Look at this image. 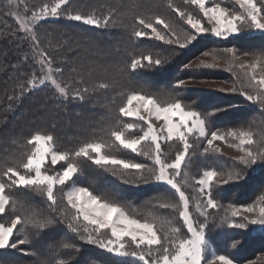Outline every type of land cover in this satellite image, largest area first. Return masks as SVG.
<instances>
[{
	"label": "snow or ice",
	"instance_id": "6c2138e0",
	"mask_svg": "<svg viewBox=\"0 0 264 264\" xmlns=\"http://www.w3.org/2000/svg\"><path fill=\"white\" fill-rule=\"evenodd\" d=\"M208 2L184 0L186 6H197L201 16L195 13V9L181 8L168 0L167 7L189 26V29L177 32L173 22L159 13L144 14L133 10L130 21L126 23L128 14L120 16L112 8L105 10L100 6L82 11L72 6L73 0H50L31 10V16H28L30 9L27 6L21 15L18 0H6L0 15L15 18L20 30L26 33L20 39L30 42L33 59L39 65V73L32 71L22 80L18 79L14 95L9 100H21L34 90L50 85L54 89L53 95L63 103L83 101L86 95L116 88L122 89L118 93L122 103L116 109L110 126L99 131L94 129L91 137L74 149L58 150L56 137L50 131H35L22 143L13 140V144L22 151L21 156L12 161H0V264H19L17 252L33 256L31 264H95L94 260L85 258L80 242L120 257H131L125 264H237L227 246L231 242V247L238 251L243 242L236 237H246L247 232L226 231L225 251L219 254L210 248L206 234L208 224L218 219L216 226L221 228L250 230L251 225L264 229V196L259 198L258 204L233 206L230 214L225 210L220 217L208 210L219 211L221 207L213 193L216 186L246 180V169L258 161L264 162V133L261 134L260 145L254 147L256 141L250 128L210 129L209 121L221 111L219 107L215 112H201L185 103L178 94H169L162 101L142 88L131 86L132 76L138 69L159 67L165 62L159 57L153 58L151 53H137L136 40L154 36L183 49L209 32L225 39L242 31H255L264 36V0H229L231 7L222 6V0H211V6H207ZM135 7L131 6L132 9ZM61 17L97 29L116 27L119 20L120 26L128 29L131 45L124 50L128 61L119 69L123 79L94 80L97 66L103 67L98 62L93 61L96 65L93 67L78 65L75 57L57 58L48 48L42 47L37 35L40 23L48 18ZM12 35L15 36L14 33ZM62 47L64 45H58L56 50ZM17 50L27 60L28 53L19 46ZM112 51L119 55L121 50ZM112 51L97 47L96 54L110 56ZM223 52L227 55L210 52L203 55H211L214 60L223 59L229 64V70L235 71L237 66L232 61L239 58L237 49L226 48ZM243 55H252L254 59L251 64L241 62L238 65L241 70L249 69L243 72L241 83L244 86L239 91L247 101L260 105L264 110V69L260 68L264 63V52H245ZM216 66L204 61L199 65L205 68ZM66 67L69 72L67 80L64 79ZM185 84V80H178L176 87ZM231 91L238 89L233 87ZM124 117L133 119L126 121ZM191 137L206 140L208 147L204 149L205 153L219 150L212 147L216 141L235 147L241 153L238 160L244 168L227 172L215 168L204 170L195 181L199 185L198 196L190 197L185 188L190 186L192 177L185 169L195 155ZM171 143L180 147L174 158L169 160L164 155L162 144L170 146ZM116 148L145 156L152 160V165L119 157L114 154ZM87 162L110 171L113 176L124 177L135 172L139 174L137 179L144 183L151 180L168 185L174 190V198L163 200L160 206L178 214L181 223L176 225L168 219L166 223L170 225V231L158 230L156 216L151 213L145 217L134 215L115 193H101L87 186H78L77 181ZM58 164L59 168L56 167ZM124 182L130 181L125 179ZM57 192L61 194L59 200ZM32 194L45 197L50 211L44 213L33 209L29 203ZM59 225L65 226L67 233L52 245L47 258H42L44 254L35 250L29 251L41 237L59 235Z\"/></svg>",
	"mask_w": 264,
	"mask_h": 264
},
{
	"label": "trees",
	"instance_id": "16d2710c",
	"mask_svg": "<svg viewBox=\"0 0 264 264\" xmlns=\"http://www.w3.org/2000/svg\"><path fill=\"white\" fill-rule=\"evenodd\" d=\"M33 1L36 5L35 7H38L44 0ZM153 2L154 0H149L148 7H152L153 4H156ZM172 3L181 8L188 7L189 9H195V13L202 16V14L199 13L197 6H186L184 4V0H172ZM209 3L211 4V0H209ZM228 3L229 0H222V6H226ZM0 6H2L1 1ZM31 9L34 10L33 7H31ZM149 13L150 12L148 11L146 14ZM162 16L165 19L172 21L174 25L184 23L180 20L179 16L172 11V9L170 11H165V14ZM12 20L13 19L11 17L7 16L0 18V33H7V35H0V145L1 147H5V149L0 151V161L12 158V155L5 157V155L9 153L8 151L15 146L14 144L11 146V144L8 143V138L11 135H14L11 139L13 138L17 142L22 143L23 140L31 134V130H37L34 125H28L26 121H23L25 120V113L23 112H31V110H33L31 120H37L43 117L47 118L49 107L46 98L52 95L49 89L44 90L43 88H39L37 89V95H33V91L21 100H9V97L14 95L13 90L18 79L22 80L32 71L39 73V65L35 63L33 59V51L30 42L20 39L26 34L22 31H18L17 24H15ZM44 21H42L40 26L37 28L39 31L43 29ZM71 22L76 24L78 27L85 26L76 21ZM94 29L96 28L88 26V30L93 31ZM64 30L66 33L70 31L69 29ZM13 33L15 36L12 35ZM66 33H63V36L67 35ZM114 33L117 35L121 34L118 32ZM239 34L236 35V37L231 36V38L226 42L217 38H215V40L212 38L209 39L203 35V38L198 39L199 43L196 47L189 46L190 48H183L178 55L171 56L169 61L172 66L169 67V69H165L166 65L156 67L158 71L159 69H165L164 71L158 73L153 68H142L138 69L137 77H139V82L147 88L158 87L160 82H162L161 87L164 88L163 90L167 91V88L175 87L172 94H178L183 101H187L198 111L215 112L216 108L219 107L221 111L216 112L215 116H213L209 121L210 129H220L221 131H225L228 128L234 127H243L246 129L250 128L254 133V140L256 141L254 147H257L262 141L261 134L264 133V110H261L260 105L247 101L239 91V89L244 86L241 81L244 79L243 72L245 70H241L236 67L234 72L230 71L228 63L223 59L215 60L212 64H216L217 61L218 63L214 68L199 66V68H193V66H195L193 64V60H196L195 58L204 52L216 53L224 56L226 55V53L223 52L224 48H233V46L240 47L242 46L243 40L252 38L253 36L252 34L248 36L246 33H242L241 35ZM207 36L210 37L212 34L207 33ZM239 39H241L242 43H238ZM18 46L19 48H22L24 52L28 53L27 60H25L24 56L17 50ZM147 47L157 54L164 53L167 48V46H162L161 44L155 42L147 44ZM176 47L179 48L178 46ZM214 49L221 50L223 54L221 51H216ZM82 51V56H92L90 52H93V54L96 52V50L91 49H88L87 51L84 49ZM121 53L122 50L119 55H117L115 51H112V55L106 57L104 56L105 58L102 60L100 65L108 67L113 60L116 62L119 61ZM238 53L243 54L241 52ZM58 56L59 54L57 53V58ZM82 56H80V58ZM187 64H191V67H186ZM174 69V72L176 73L171 80V78H169V72ZM217 70H223L224 72H219ZM152 71L154 73H152ZM164 76L167 77V80L161 81V78ZM148 80H152V82H148ZM178 80H185L186 84L177 88L176 82ZM196 80L199 81V84L209 83L212 87V91L205 87L199 88V90L194 88L193 86L197 84H193L192 82ZM189 87H191V89ZM233 87H236L238 91L232 92L231 89ZM103 95L104 94L100 97L105 98ZM120 98L121 97L117 98L115 96H111L105 99L112 101L114 106L113 109L116 110L122 103ZM30 99H35L38 103L29 107ZM43 101L47 102V106L44 107L45 109L40 107L44 106ZM54 102H58L60 105V101H58L56 97ZM84 102L85 101H78V105L74 109V112H76L80 117L76 119L75 123L68 124V122L63 121L62 119L60 120V123H58L60 125L59 129L61 131V137L65 140L69 139L66 143L69 147H77L82 141L91 137L94 129L99 131L101 128L108 127L114 122L116 115L115 111H100L96 106H89L88 103L84 105ZM53 103H50V106H53ZM18 117L20 120H17ZM123 119L131 121L127 117H124ZM190 141L193 144H196V146L193 147V150L196 149L195 155L191 157V162L188 164L187 169H185L189 172L190 177H192L189 181L190 186L185 188L186 193L190 197L198 196L197 190L199 185H197L195 181L200 178L204 170L215 168L217 170L227 172L232 169L244 168V165L238 160L241 153L235 147H229L226 152L225 150H221L219 148L218 151H209L208 153H205L204 149L208 147L206 140H198L195 137H191ZM57 142L59 143L58 139ZM162 147L164 148L165 157L171 160L174 158L175 151L180 146L176 143H171L170 146L162 144ZM125 151L126 152L123 156H126V158L132 159L136 162L146 163L143 156L133 154L128 150ZM146 172L147 171L144 173L145 176H147ZM133 174L134 177L113 176L110 171H105L95 165H91V168L88 169V176H90V178H88L90 181L89 188L93 191L101 193H115L116 197L122 203L129 206L130 211H133L130 208L136 204L137 201L139 202L144 200L147 204L146 208L150 207L152 212H157L159 210L167 212L168 219H172L173 224L179 225L181 222L178 219V214L169 209L159 207L160 202L163 200L174 198V190H171L166 184L153 182L151 180H149L148 183H144L143 181L137 179L139 174L135 172H133ZM245 175L248 177L246 180L232 181L227 185H218L213 189V193L216 195L221 207L219 211L216 209H209L208 211L210 213L220 217L224 215L225 210H227L230 214L233 206L240 207L242 205H253L259 203V198L264 196V191L262 190L264 189V162L258 161L256 165L247 168ZM125 179L130 182L125 183ZM213 184H215V181H213ZM45 201V198L40 196L38 206L46 204L47 201ZM236 219H239V216L236 217ZM218 223V219L210 221L207 227L206 234L213 250L217 251L219 254H224V233L226 231L247 232L246 237L242 235L236 237V239L243 242V246L240 247L238 251L231 247V242H229L227 246V251L234 255L237 263H245L247 260H250L253 264H264V229L260 226L250 225V230H236L229 229L227 227H217L216 224ZM61 228H63V231H60ZM57 231L59 232V235L41 237L37 243L42 244L43 240H45V242L47 240H52V242L55 243L61 238L63 239L65 237V233H67V229L63 225L57 226ZM80 244L81 250L84 254L88 251L87 249H93L89 258L90 260H94L95 264H125L126 261H130L132 259L131 257H120L115 254L107 253L95 245H87L83 244V242H80ZM46 254H44L42 258H47Z\"/></svg>",
	"mask_w": 264,
	"mask_h": 264
},
{
	"label": "rangeland",
	"instance_id": "374dc122",
	"mask_svg": "<svg viewBox=\"0 0 264 264\" xmlns=\"http://www.w3.org/2000/svg\"><path fill=\"white\" fill-rule=\"evenodd\" d=\"M2 3V6H0V11L4 10V5L6 3V0H0ZM182 1V0H181ZM45 2H50V0H44L42 1V3ZM149 0H73V7L74 8H79L82 11H88L90 9V7H100L103 6L105 10H107L108 8H112L115 9L117 13L120 14V16H124L125 14H128L129 20L125 21L126 23L130 21V15L131 12L134 10L136 12L139 13H144L146 14L148 11L150 13H159L161 15L165 14V11H170L171 9L167 7V0H154L152 7H148L149 6ZM41 3V4H42ZM18 5H19V11L21 13V15H24V7L27 6L30 11L27 13L28 16H31V7H33V9L35 10L37 7H35L36 5L34 4L33 0H18ZM132 5H135L136 7L134 9L131 8ZM207 6H211V4L208 2ZM226 6L231 7L232 4L228 3ZM238 8V5L236 6ZM202 14V13H200ZM2 17H6V16H0V18ZM8 17V16H7ZM16 23L15 18L11 17ZM65 20V21H64ZM66 23H64V22ZM206 23V22H205ZM207 26V24H206ZM175 30L177 32H180L181 29H189V26L186 25V23H182V24H175L174 25ZM121 28V29H119ZM17 29L18 31H21L18 24H17ZM64 29H69L70 31H68L67 33L65 32ZM119 29V30H118ZM85 32V33H84ZM114 32H118L121 33L119 35L115 34ZM40 33V35H39ZM63 33H66L67 35L63 36ZM242 33H246L248 36L249 35H253L252 38L249 39H245L243 40V43L241 42V39L238 40V43H242V46L240 47H234L237 49V52H241V53H245L243 51H246L248 53H256L259 54L261 52H264V36H262L259 32H241L239 35H241ZM26 34V33H25ZM209 34H212L209 32ZM37 35L39 37V40L41 42V46L42 47H46L48 48L49 52L53 55L57 57V53L59 54L58 58L63 57V56H67L69 58L75 57L76 63L78 65H83L85 64L86 66L89 67H93L96 65H93V61L98 62V65H100V63H102V60L106 57L102 56V55H97L96 52H90V54L92 56H82V50L86 49V51L88 49L91 50H96L97 47L103 48L105 50H115V49H121L122 53H121V57L119 58V61H115L113 60L110 64V66L108 67H98L97 66V71L98 73H95L93 79L94 80H111V79H123L120 77L119 74V69L121 67H123L124 64L127 63L128 61V56L125 54L124 50L126 48H130L131 45L129 44V40H128V29L124 26H120V22L118 20L117 22V26L116 27H109L108 29H94L93 31L88 30V26H83V27H78L76 24L72 23L71 20H68L64 17H61L59 19L56 18H48L46 21H44L43 23V29L41 31H39L37 29ZM90 35V36H89ZM205 35L206 38H212L215 40V38L223 40V42L228 41L230 37H228L227 39L223 38V37H216L212 34V36H207V33L203 34ZM203 35L199 36V38H203ZM236 35L238 34H233L232 36L236 37ZM151 42H155L158 44H161L162 46H167L166 50L164 53H155L153 52L149 47H147V44H151ZM199 43V40H197L196 42H193V44L189 45L190 47H196ZM58 45H64V47L59 48V51H57V46ZM177 45L175 44H167L164 41H160L158 39H156L154 36H149V37H145L139 40L135 41V51L137 53L143 52V53H151V55L153 56V58H161L162 60H164L165 62L160 65V66H164L166 65L165 69H169V67H171L172 65L170 64V57L174 56V55H178V53L181 52V48H177ZM188 46V47H189ZM189 47V48H190ZM96 48V49H95ZM226 49V48H224ZM216 51H221L219 49H214ZM114 52V51H113ZM78 53V55H77ZM222 53V51H221ZM86 54V53H84ZM223 54V53H222ZM239 54V58L235 59L232 61V63L237 66L241 63V62H245L248 64H251L253 62V56L249 55V56H244L243 54ZM227 55V54H226ZM80 56H82L80 58ZM196 60H193V64L195 66H193V68L198 67L200 65L201 61H204L205 63H209L212 64L214 63V59L213 56L209 55V56H204L203 54H201L200 56H197L195 58ZM90 60V61H89ZM235 62V63H234ZM144 63H147V61H145ZM218 63V61H217ZM216 63V65H217ZM170 64V65H168ZM188 65V64H187ZM191 65V64H190ZM229 65V64H228ZM153 68L155 71L162 72L164 70H161L156 68V67H150ZM199 68V67H198ZM214 68V67H212ZM260 68L264 69V63H262L260 65ZM106 69V70H105ZM245 71H248L249 69H244ZM174 70H172L169 75V78H172L175 76ZM219 72H224L223 70H217ZM138 72V70H137ZM234 72V71H233ZM152 73H154L152 71ZM153 75V74H152ZM138 75H133L132 76V81L133 84L131 85L132 87H139L142 88L144 92H147L149 94H152L155 97H159L162 101L166 100L169 96V94H172V92L174 91L175 87H169L166 90H163L164 88L161 87V83H159L158 87H154V88H147L145 87L141 82H139V77H137ZM64 79L67 80L69 79V72L67 71V67L65 69V73H64ZM154 79H155V75H154ZM167 80V77L164 76L163 78H161V81ZM148 82H152V80H148ZM193 84H197L194 85V88H197L199 90V88H207L211 90V85L209 83H200L199 81L196 80L194 82H192ZM220 83V82H219ZM125 86L127 87L128 85L125 82ZM223 86V85H222ZM44 90L45 89H49L52 93V95H50L49 97H47V101H48V115L47 118H39V119H35V120H31V114H33V110H31V112L29 111H25L23 113L24 114V118L26 121V123L28 125H34L36 127L37 130H31V134H33L35 131H50L52 132L55 137L58 139L59 143L57 142L56 139V147H58V150H70V149H74L75 147H69L68 144H66L68 140H65L63 137H61V131L59 129L60 125L58 123H60V120L62 119L65 122H68V124L70 123H75L76 119L80 118L79 115L74 112V109L76 108V106L78 105V101L80 100H71L67 103H63L60 102V105L58 102H54L55 96L53 95L54 89L49 85L46 87H41ZM191 89V87H189ZM221 88V87H220ZM222 89V88H221ZM122 91L121 88H116L114 90H108L107 92L105 91H99V92H95L92 93L90 95H86L85 99L83 101L84 105L88 103L89 106H96L98 110L102 111H108V112H116V110H114V106H113V102L106 100L105 98L108 97H120V95H118V93ZM212 91V90H211ZM38 94V90H34L33 95H37ZM103 95V97L105 98H101L100 96ZM172 95H177V94H172ZM93 98V99H92ZM121 99V98H120ZM29 107L34 106L38 103L37 100L35 99H30L29 100ZM215 101V100H214ZM44 102V107L47 106V102ZM54 102V103H53ZM185 103L189 104L187 101H184ZM50 103H53V106H50ZM41 107V106H40ZM41 107V108H44ZM45 109V108H44ZM20 114V112H19ZM77 117V118H76ZM102 118V117H100ZM104 119V117H103ZM130 120H132L133 118H129ZM16 120V119H15ZM17 120H20V118L18 117ZM36 122V123H33ZM44 122H48V123H44ZM30 134V135H31ZM29 135V136H30ZM14 135H11L8 139V143L11 144V146H13V138L11 139V137H13ZM28 137V136H27ZM236 143H238V141H236ZM194 146H196V144H193ZM214 147H218L221 150H226L229 148L228 144H226V142H221V141H216L213 144ZM5 149V147H1L0 145V151ZM196 149H194L193 151L195 152ZM9 153L6 156H10L12 155V158L8 161H12L15 159H18L21 154L22 151L19 149L18 145H15L10 151H8ZM126 151L122 148H116L114 149V154L122 157V158H126V156H123L124 153ZM142 156V155H141ZM143 158L145 159L146 164H148L149 166H151L152 164V160L143 156ZM206 162V160H205ZM91 162H87V165L84 168V172L79 176V179L77 181L78 186H87L89 187L90 181L88 180V178H90V176H88V169L91 168ZM57 168L60 167V165H56ZM147 173V172H146ZM148 175V173H147ZM120 177V176H119ZM124 177H134L133 172H129L127 173ZM154 182V181H153ZM264 191V189H262ZM61 194L59 192H57V197L58 200L60 198ZM43 197V196H42ZM45 198V197H44ZM46 200V199H45ZM40 202V195L37 194H32L30 197V201L29 203L31 204L33 209H38L41 212L47 213L48 211H50V209L48 208V203L46 202V204H44L43 206H38V203ZM249 205V204H248ZM147 204L146 201L144 202V200L141 201H137L136 204H134L130 209L133 210L131 212H133L134 215H138L140 217H145L148 216L149 213H151L153 216H156L157 219V229L160 230L162 229L163 231H170V225H168L166 223V221L168 220V215L167 212H163V210H159L157 212H152V209L146 208ZM159 207H161L159 205ZM60 226V225H59ZM62 239V238H61ZM60 239V240H61ZM39 241V240H38ZM38 241H35V247L34 249H29V251H37L39 253L42 254H46L50 251L52 245L54 244V242H52V240H47L45 242V240H43L42 244L37 243ZM210 244V242H209ZM39 245V246H38ZM210 248L212 249L213 247L210 244ZM88 251L85 252V258L89 259V256H91V253L93 251V249H87ZM213 250V249H212ZM17 258L19 259V264H31V261L34 259L33 256L31 255H24L21 254L19 252L16 253ZM43 257V255H42ZM237 264H253L252 261L247 260L245 263H237Z\"/></svg>",
	"mask_w": 264,
	"mask_h": 264
}]
</instances>
